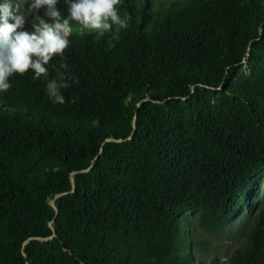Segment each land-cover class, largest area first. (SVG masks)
<instances>
[{
	"label": "trees",
	"instance_id": "obj_1",
	"mask_svg": "<svg viewBox=\"0 0 264 264\" xmlns=\"http://www.w3.org/2000/svg\"><path fill=\"white\" fill-rule=\"evenodd\" d=\"M125 12L112 48L72 22L64 104L0 93V264H264V0Z\"/></svg>",
	"mask_w": 264,
	"mask_h": 264
},
{
	"label": "clouds",
	"instance_id": "obj_2",
	"mask_svg": "<svg viewBox=\"0 0 264 264\" xmlns=\"http://www.w3.org/2000/svg\"><path fill=\"white\" fill-rule=\"evenodd\" d=\"M60 0H2L0 2V93L12 87L9 78L14 74L24 75L31 71L33 79L46 81V94L53 103L64 104L61 89L70 85L66 77L68 65L61 62L59 68L52 65L56 72L49 79L47 65L56 57H63L69 47L71 24L75 22L84 29L96 31L103 36L112 26L116 31L109 40H119V30L128 27L130 17L125 12L121 17L119 6L122 0H65L68 4L67 15L57 7ZM41 11L43 14L41 15ZM30 23L32 31L26 30ZM64 69V71H60ZM78 83V78L73 80ZM72 102H75L73 98Z\"/></svg>",
	"mask_w": 264,
	"mask_h": 264
},
{
	"label": "rangeland",
	"instance_id": "obj_3",
	"mask_svg": "<svg viewBox=\"0 0 264 264\" xmlns=\"http://www.w3.org/2000/svg\"><path fill=\"white\" fill-rule=\"evenodd\" d=\"M156 3L154 5H156ZM72 25L73 24H71V26ZM235 230L236 229H235V227L233 225L230 226L229 230L226 232V235H224L221 238L222 240H219V236L217 234H214V233H209V232L204 231L201 234L206 239H208L209 242H212L218 248H220L223 253H226V252L230 251L231 248L236 244V242L241 239V236L240 237H236L237 235H235Z\"/></svg>",
	"mask_w": 264,
	"mask_h": 264
}]
</instances>
